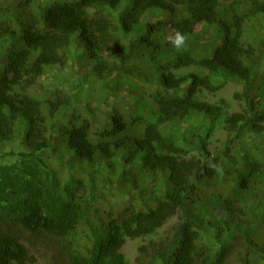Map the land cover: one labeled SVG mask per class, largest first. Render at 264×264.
Masks as SVG:
<instances>
[{
    "label": "trees",
    "instance_id": "16d2710c",
    "mask_svg": "<svg viewBox=\"0 0 264 264\" xmlns=\"http://www.w3.org/2000/svg\"><path fill=\"white\" fill-rule=\"evenodd\" d=\"M1 61L0 264H132L137 239L133 264H264L263 0H0ZM75 61L72 93L31 94ZM100 89L135 96L130 116L93 123Z\"/></svg>",
    "mask_w": 264,
    "mask_h": 264
},
{
    "label": "rangeland",
    "instance_id": "374dc122",
    "mask_svg": "<svg viewBox=\"0 0 264 264\" xmlns=\"http://www.w3.org/2000/svg\"><path fill=\"white\" fill-rule=\"evenodd\" d=\"M38 1V0H37ZM40 1H48V0H40ZM264 1V0H263ZM124 7V6H123ZM131 55L132 56H140L143 49L142 39L140 36L134 35L128 42ZM196 43H191L189 47H195ZM5 49V46L2 47L1 51ZM3 67V61L0 62V68ZM82 70H86L83 64L80 61H75L70 63L65 69L59 68L57 72L54 73L52 77L47 76L42 78L39 81V84L35 86L31 90V94L36 95L38 97L43 98L44 100L48 98V95L44 92L45 89L43 87H49L50 89H64L68 94L72 93V88L75 87L82 77ZM44 85V86H43ZM89 88L90 85H87ZM88 88H84V93H87ZM243 91V87L241 85H237L235 83H229L221 92L220 96L229 100L232 103V108L234 111L240 109V103L234 99V95L237 92ZM76 102L69 101L67 102V109L69 113H79L80 109L75 106ZM136 105V97L129 96L126 94H118L113 92L110 89H100L93 91L85 105V115L91 119L93 123H101L103 124L105 119L111 115L112 113L119 112L124 116H130L132 110ZM67 115V114H66ZM65 115V116H66ZM101 129L103 127H100ZM220 138H224L223 135ZM120 157H116L114 159V164L120 168ZM122 172V168L119 170ZM91 184L94 185V188L97 192L101 193L104 198L99 203L102 204V209L109 213L111 211L108 203L110 202V198L112 196V185L110 181L107 179L105 171H97L93 174L91 178ZM142 239L137 240H129L125 247L123 248V253L127 258L134 263L137 257V249L142 244ZM33 253H36L38 262L37 264H48L49 257L44 252L39 250H31Z\"/></svg>",
    "mask_w": 264,
    "mask_h": 264
},
{
    "label": "clouds",
    "instance_id": "9594fccd",
    "mask_svg": "<svg viewBox=\"0 0 264 264\" xmlns=\"http://www.w3.org/2000/svg\"><path fill=\"white\" fill-rule=\"evenodd\" d=\"M169 41L176 49H183L187 46V37L179 30L175 32L174 36L169 37Z\"/></svg>",
    "mask_w": 264,
    "mask_h": 264
}]
</instances>
